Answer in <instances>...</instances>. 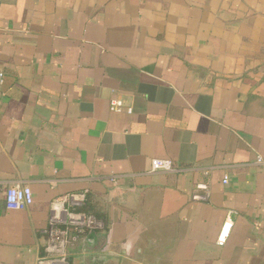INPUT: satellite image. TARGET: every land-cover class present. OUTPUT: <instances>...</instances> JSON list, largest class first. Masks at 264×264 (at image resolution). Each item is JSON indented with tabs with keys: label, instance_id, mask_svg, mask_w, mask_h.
Masks as SVG:
<instances>
[{
	"label": "crops",
	"instance_id": "1",
	"mask_svg": "<svg viewBox=\"0 0 264 264\" xmlns=\"http://www.w3.org/2000/svg\"><path fill=\"white\" fill-rule=\"evenodd\" d=\"M0 70V264L82 190L101 226L70 264H264V0H0Z\"/></svg>",
	"mask_w": 264,
	"mask_h": 264
},
{
	"label": "built area",
	"instance_id": "2",
	"mask_svg": "<svg viewBox=\"0 0 264 264\" xmlns=\"http://www.w3.org/2000/svg\"><path fill=\"white\" fill-rule=\"evenodd\" d=\"M4 74L0 70V83L3 82ZM109 108L112 111L126 110L131 112L130 107H126L122 100L113 98L109 101ZM260 161V159H258ZM170 159L154 158L150 161V171H174ZM227 177L222 179L226 183ZM87 190L65 193L54 198L49 206V218L47 227L44 230L46 235L43 253L37 256L35 264H70L68 246L73 243L78 236L86 235L88 232L101 226L92 214L85 213L79 209L83 207L87 200ZM210 195L209 185L206 182H198L194 185L191 193L193 201H206ZM33 202V193L28 185L16 183L7 187L4 191L5 207L10 210H20L29 206ZM231 221L229 218L223 223L218 235V243L225 242Z\"/></svg>",
	"mask_w": 264,
	"mask_h": 264
},
{
	"label": "trees",
	"instance_id": "3",
	"mask_svg": "<svg viewBox=\"0 0 264 264\" xmlns=\"http://www.w3.org/2000/svg\"><path fill=\"white\" fill-rule=\"evenodd\" d=\"M88 194H87V200H86V203L83 207H81L79 210L80 211H83L85 213H89V214H92L95 218H98V214L97 212L94 211V209H92L90 206H88Z\"/></svg>",
	"mask_w": 264,
	"mask_h": 264
}]
</instances>
